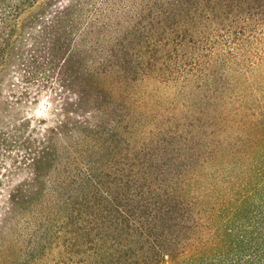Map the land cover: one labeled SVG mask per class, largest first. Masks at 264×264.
<instances>
[{"label": "trees", "instance_id": "16d2710c", "mask_svg": "<svg viewBox=\"0 0 264 264\" xmlns=\"http://www.w3.org/2000/svg\"><path fill=\"white\" fill-rule=\"evenodd\" d=\"M48 261L264 264V0H0V264Z\"/></svg>", "mask_w": 264, "mask_h": 264}, {"label": "rangeland", "instance_id": "374dc122", "mask_svg": "<svg viewBox=\"0 0 264 264\" xmlns=\"http://www.w3.org/2000/svg\"><path fill=\"white\" fill-rule=\"evenodd\" d=\"M154 88H155L154 85H150V90H151V89L154 90ZM43 264H52V262H51V261H48V262H45V263H43Z\"/></svg>", "mask_w": 264, "mask_h": 264}]
</instances>
